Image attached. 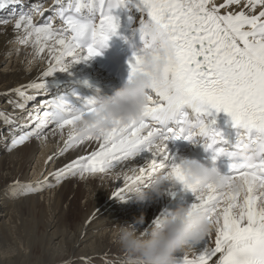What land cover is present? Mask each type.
<instances>
[{
    "label": "snow or ice",
    "instance_id": "obj_1",
    "mask_svg": "<svg viewBox=\"0 0 264 264\" xmlns=\"http://www.w3.org/2000/svg\"><path fill=\"white\" fill-rule=\"evenodd\" d=\"M15 7L0 18V26L13 25L20 35L17 42L31 45L39 58L47 57L48 67L38 81L14 89L9 99L15 109L26 116L0 113V122L8 133L0 134L11 152L31 139L46 140L50 134L69 129L63 156L70 149L96 143V150L79 156L52 173L49 180L36 185H13L19 195L36 193L55 186L69 177L110 174L118 166L143 157V164L121 169L123 184L113 193L116 199L130 198L133 190L146 187L154 174L170 176L195 196L190 207L201 211L214 225L213 230L195 250V257L183 253L182 264H264V0H55L50 9L33 4L24 10L23 0H0V9ZM51 11L54 17L40 23L35 15ZM137 14L139 18H137ZM136 24L135 34L142 49L152 52L159 68L143 116L126 126L114 123L97 134L75 135L70 132L75 122L95 111V101L84 110L70 108L63 99L35 102L38 95L48 94L45 78L66 71L73 63L87 61L100 54L99 49L117 34L122 20ZM154 26L163 40L151 38L145 26ZM142 64V55L133 54L129 62V79ZM186 109H191L194 120ZM216 113H226L233 127L242 129L233 151L212 124L205 120ZM184 137L204 141L212 153L213 165L221 156L233 161L224 175L227 187L188 185L176 157L167 145ZM247 149V163L239 151ZM143 154H148L143 156ZM54 157H49L52 160ZM128 173H131L129 175ZM139 229L144 235L159 221ZM91 223V220L88 221ZM122 264H138L127 258Z\"/></svg>",
    "mask_w": 264,
    "mask_h": 264
},
{
    "label": "bare ground",
    "instance_id": "obj_2",
    "mask_svg": "<svg viewBox=\"0 0 264 264\" xmlns=\"http://www.w3.org/2000/svg\"><path fill=\"white\" fill-rule=\"evenodd\" d=\"M12 37L0 29V84L3 78L6 79L0 90H5L17 82L22 83L27 78L20 58L11 62V71L4 70L10 66L4 55L9 47L8 40ZM57 139L56 134H50L46 140L42 139L45 145L39 155L38 142L33 139L30 145H24L1 157L0 196L7 192V184L26 177L34 156L31 168L36 163L37 155L40 161L50 156L54 152ZM81 155L79 146L61 159L59 166ZM112 182L114 180L103 185L102 182L94 180L75 184L66 181L49 196L28 195L12 205H6V209L0 204V264H92L95 261L107 264L115 259L121 254L115 225L127 220L135 225L134 218L143 213H121L120 219H113V215L89 225L88 221L96 209L114 192ZM159 201L160 198L155 200L151 209L143 214L145 222L152 219ZM94 230H97L96 234Z\"/></svg>",
    "mask_w": 264,
    "mask_h": 264
},
{
    "label": "clouds",
    "instance_id": "obj_3",
    "mask_svg": "<svg viewBox=\"0 0 264 264\" xmlns=\"http://www.w3.org/2000/svg\"><path fill=\"white\" fill-rule=\"evenodd\" d=\"M144 30L151 38L163 40L154 26L146 25ZM140 53L142 64L139 70L131 79L128 77L126 83L114 94L96 101L95 111L86 113L77 120L70 129L72 134L95 135L99 129H110L116 122L126 126L141 119L153 83L159 78L160 72L150 50L141 49ZM34 63L35 58L29 60L25 69L29 70ZM238 155L241 162H249L246 148L240 150ZM179 165L188 185H211L219 190L227 187L224 175L214 165H207L196 159H181ZM110 175L117 178L114 172ZM173 183L170 176L154 174L147 186L133 190L130 198L138 203L153 200L162 195L166 185ZM134 223L143 226L144 215L134 218ZM213 227L201 211L190 206H179L174 212L161 217L147 235L128 223H118L114 230L124 253L138 264H176V254L192 251L195 245L209 235Z\"/></svg>",
    "mask_w": 264,
    "mask_h": 264
},
{
    "label": "rangeland",
    "instance_id": "obj_4",
    "mask_svg": "<svg viewBox=\"0 0 264 264\" xmlns=\"http://www.w3.org/2000/svg\"><path fill=\"white\" fill-rule=\"evenodd\" d=\"M2 66H4V64L2 65ZM72 184H74V183H72ZM71 184V185H72ZM75 186V185H74ZM47 196H49L50 194H46ZM69 196V195H68ZM68 196H67V199H68ZM71 199V198H70ZM80 202V201H79ZM82 203H83V201H81Z\"/></svg>",
    "mask_w": 264,
    "mask_h": 264
}]
</instances>
